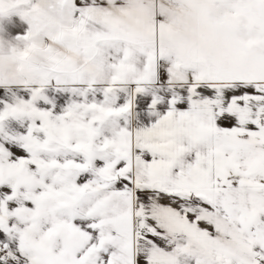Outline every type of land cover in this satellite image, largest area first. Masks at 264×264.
I'll list each match as a JSON object with an SVG mask.
<instances>
[{
	"label": "snow or ice",
	"instance_id": "6c2138e0",
	"mask_svg": "<svg viewBox=\"0 0 264 264\" xmlns=\"http://www.w3.org/2000/svg\"><path fill=\"white\" fill-rule=\"evenodd\" d=\"M0 264H264V0H0Z\"/></svg>",
	"mask_w": 264,
	"mask_h": 264
}]
</instances>
